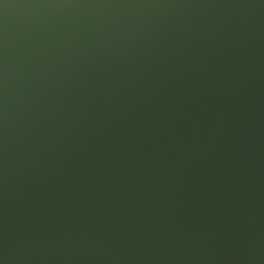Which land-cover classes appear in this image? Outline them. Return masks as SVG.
I'll use <instances>...</instances> for the list:
<instances>
[{"label":"water","instance_id":"obj_1","mask_svg":"<svg viewBox=\"0 0 264 264\" xmlns=\"http://www.w3.org/2000/svg\"><path fill=\"white\" fill-rule=\"evenodd\" d=\"M0 264H264V0H0Z\"/></svg>","mask_w":264,"mask_h":264}]
</instances>
